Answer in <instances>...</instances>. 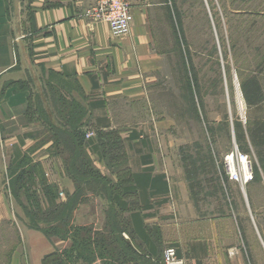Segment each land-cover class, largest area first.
<instances>
[{"label":"crops","instance_id":"crops-1","mask_svg":"<svg viewBox=\"0 0 264 264\" xmlns=\"http://www.w3.org/2000/svg\"><path fill=\"white\" fill-rule=\"evenodd\" d=\"M97 1L0 0V246L10 247L6 264H44L47 254L62 248L63 241L26 224L24 208L46 210L76 191L65 156L53 145L56 133L70 130L61 107L76 99L89 110L84 132L91 134V146L100 132L119 130L124 139L130 159L116 164L113 182L119 183L123 169L130 172L128 183L132 174H150L146 189L123 195L127 209L114 208L129 222L143 258L163 264L165 250L173 246L178 264H264L262 194H248V208L201 214L183 179L175 181L169 149L159 154L154 142H141L146 128L142 133L127 122L139 116L134 108L146 97L144 79L164 55L154 13L167 0H128L134 23L128 35L118 37L107 22L87 15ZM52 73L59 78L51 82ZM87 151L92 159L100 155L90 146ZM88 196L72 221L103 229L110 200ZM135 214L141 224L135 225Z\"/></svg>","mask_w":264,"mask_h":264},{"label":"rangeland","instance_id":"rangeland-1","mask_svg":"<svg viewBox=\"0 0 264 264\" xmlns=\"http://www.w3.org/2000/svg\"><path fill=\"white\" fill-rule=\"evenodd\" d=\"M154 27L164 55L157 71L144 79L146 97L134 108L139 116L134 119L131 116L127 122L142 133L146 128L141 142H154L159 154H163L165 146L169 149L167 156L173 160V171L178 172L175 181L183 179L189 198L201 214H227L237 207L253 206L248 199L251 192L262 194L258 202L264 205V142L261 141L264 139V0H167V5L156 7ZM191 77L196 83L193 88L189 86L193 83ZM253 77L261 86L263 100L250 105L242 83ZM117 119L120 122L121 118ZM238 123L242 139H238ZM253 135L257 137L255 142ZM235 143L250 155L254 164V179L245 186L230 182L222 165L224 155ZM66 149V146L58 148L62 154L68 153ZM101 151L93 159L90 156L93 169L99 175L104 171L106 178L113 181L111 174L118 169L116 164L127 163L130 156L127 150L124 154L110 152L104 146ZM69 153L72 163L69 172H73L76 180V191H81V203L90 199V193L111 200L114 193L121 191L102 178H92L91 170L88 176L83 174L84 155L75 157L73 152ZM98 160L107 168H101L96 163ZM187 170H192V177ZM121 177L123 183L130 178L129 173H122ZM106 204L104 228L92 231L97 238L110 239L108 220L112 215L109 218V214L118 212ZM118 216L116 224L129 235L125 238L121 233L123 241L119 240V246L127 242L135 245L132 251L122 254L124 259L135 258L129 264H144V252L130 236L128 221L122 214ZM6 234L3 231L2 235ZM60 240L64 242L60 255L66 259L65 264H104L98 258L90 261L95 257L89 256L87 250L84 253L89 260L70 252L69 263L62 250L70 246V239ZM0 241L3 243V238ZM9 250L8 246H0V264L7 263Z\"/></svg>","mask_w":264,"mask_h":264},{"label":"trees","instance_id":"trees-1","mask_svg":"<svg viewBox=\"0 0 264 264\" xmlns=\"http://www.w3.org/2000/svg\"><path fill=\"white\" fill-rule=\"evenodd\" d=\"M55 78L57 79L59 77L57 74L52 73L50 81L52 82L53 79ZM191 78L193 79L192 80L193 83L189 84V86L193 88L194 84L196 83H195V79L193 77ZM242 90L248 104L250 105L258 104L263 100L262 89L256 77L250 78L249 80H244L242 83ZM89 107H92V104L89 103ZM61 109H62V115L66 117L65 122L68 124L70 130L68 132L60 131V133H56L55 136H53L54 137L53 145L55 146V148L58 149L59 145L63 147L66 146L67 152L68 153L70 151L71 153L73 152L75 157L80 156L81 153V155H84L83 156L85 158L84 165L86 166L84 171H82L83 174L87 173L86 176H88V173L91 170L92 173H90L89 175L92 178H96V179L102 178L111 185L115 184L110 179L108 180L105 174L101 173V175L103 174L101 176L99 175L100 173L99 171L95 172L92 165L93 163L90 160L91 159L90 155L87 151V147L90 146L92 151L98 154L102 153L101 148H103V146L106 149V151H110V152L119 151L124 154L126 153V148L120 133L116 130H111L108 132H100L98 133L97 136L99 142H97V144H92L93 146H91L90 140L86 139L84 132V126L88 122V120L85 119L88 116V112H89L88 108L80 100L76 99L73 102H66V104L62 105ZM241 129H242L241 124L238 123L236 127L238 139L243 138V132L241 133ZM256 139L257 137L253 135L254 142ZM261 141L264 142V139ZM68 153H64L62 155L65 156V154ZM75 153H77L78 155ZM68 155H69L68 158H65L66 169L67 172L73 178V174H72L73 172L72 171H71L72 173L69 172L70 164H72L70 162V153ZM86 169L88 172L86 171ZM122 173L125 174L129 173V177H130V172L128 171V169L125 170L123 169ZM187 173L188 176L192 177V170H187ZM149 179H150V174L140 178H138L135 174H132L131 181L128 183L129 180H127L126 182L124 180L123 183V178L121 177L119 183L113 185L116 186V188L119 189L121 188V191L113 194L110 200V205L113 208H115V204H116L124 210L127 209L128 204H126L127 202L123 199V195H132L138 188L146 189L149 185ZM79 191L78 192L76 191L77 193L75 192V194L68 197L66 202L60 204L54 202L50 206V208L46 210H42L39 208L30 209L25 206L24 209L27 218L26 224L31 228L41 230L50 239L56 237L62 240L70 239L71 242L70 246L62 250L64 256L67 255L69 263H70L69 261L70 252H76L78 254L77 257L80 259L89 260L84 253V251L86 250L89 251L88 253L89 256L93 255L95 257L93 260L90 261H94L97 258H100L102 262H104V264H129L128 261L133 262L135 258L124 259L122 255L126 252L133 250L131 242H127L126 245L119 246V240L123 241L120 235L124 231V229H121L116 224L117 220L115 218L119 217L118 213L109 214V218L111 217V215L114 218L112 220L111 217L110 220H108L110 221L109 234L110 236H112L110 239H105L104 237L97 238L98 236H96V233L92 231V227L90 226L74 225L72 221L74 211L81 203L80 202L81 191L80 192ZM132 218H135V221L133 220L135 225L142 223V221L140 222V220H138L136 214L133 215ZM61 231L65 232L64 235H62ZM135 231L138 233L139 236H142V232L140 230H135ZM129 233L132 235L131 231ZM60 252L61 250L57 249L56 251L47 254L43 259V263L65 264L66 259H61ZM142 261L144 264L146 263L157 264V263L149 262L143 257H142ZM163 264L166 263L163 262Z\"/></svg>","mask_w":264,"mask_h":264},{"label":"built area","instance_id":"built-area-1","mask_svg":"<svg viewBox=\"0 0 264 264\" xmlns=\"http://www.w3.org/2000/svg\"><path fill=\"white\" fill-rule=\"evenodd\" d=\"M87 15L93 20L105 21L109 24L114 36L128 35L134 23L132 4L128 0H98L87 10ZM91 134H87L90 136ZM222 165L230 182L241 186L249 184L254 179V164L250 155L242 151L238 144L227 152ZM166 264H178L176 248L168 247L164 252Z\"/></svg>","mask_w":264,"mask_h":264},{"label":"bare ground","instance_id":"bare-ground-1","mask_svg":"<svg viewBox=\"0 0 264 264\" xmlns=\"http://www.w3.org/2000/svg\"><path fill=\"white\" fill-rule=\"evenodd\" d=\"M243 106V105H242Z\"/></svg>","mask_w":264,"mask_h":264}]
</instances>
